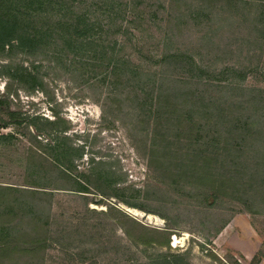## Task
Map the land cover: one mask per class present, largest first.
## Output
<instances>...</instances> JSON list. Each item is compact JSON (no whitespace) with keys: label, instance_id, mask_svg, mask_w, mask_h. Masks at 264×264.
Masks as SVG:
<instances>
[{"label":"trees","instance_id":"trees-1","mask_svg":"<svg viewBox=\"0 0 264 264\" xmlns=\"http://www.w3.org/2000/svg\"><path fill=\"white\" fill-rule=\"evenodd\" d=\"M103 1L104 11L110 15L119 10L113 0ZM255 1L261 8L257 29L264 34V0ZM187 2L179 15L185 18L183 24L190 19L198 23L206 12L212 21L219 12L248 3ZM177 8L180 5L172 4L170 12ZM229 20L225 18L223 24ZM114 26L94 19L91 6L76 0H0V78H6V92L0 93V152L12 151L22 136L28 140L18 160L25 171L23 183L0 182V264H48V251L54 247L74 250L81 264H99L96 252L111 241L98 236L99 225L92 219L58 220L53 212L59 193H95L102 197L96 201L100 204L105 198H117L137 208L121 199L118 192L128 187L121 186L111 168L103 167L105 161L92 159L88 173L76 171L74 161L81 158L83 150L66 134L70 130L66 119L57 112L50 119L13 108L14 86L30 93L45 92L40 74L45 60L58 62L64 57L99 53L106 71L104 81L117 85L126 78L133 85L142 113L139 121L144 123L148 139V167L158 176L153 179L167 191L184 193L208 207L239 202L250 212L264 213V91L248 95L246 89L228 82L237 73L233 67H217L192 51L169 46L153 71L130 67L117 48L118 42L109 40L130 27L123 23ZM174 36H166V45ZM216 36L204 34V47H213ZM19 55L33 60L26 65L17 60ZM10 128L13 131H4ZM163 189L158 190L163 193ZM110 210L122 213L114 206ZM87 211L96 212L89 207ZM132 223L141 231L136 238L122 225L132 245L151 246L157 238L160 246L170 247L166 232L171 229L156 231ZM153 233L158 236L150 237ZM188 257L160 253L151 264H191ZM123 262L135 264L133 260Z\"/></svg>","mask_w":264,"mask_h":264},{"label":"rangeland","instance_id":"rangeland-1","mask_svg":"<svg viewBox=\"0 0 264 264\" xmlns=\"http://www.w3.org/2000/svg\"><path fill=\"white\" fill-rule=\"evenodd\" d=\"M76 1L91 6L94 19L113 22V29L122 23L130 27V31L109 39L118 42L117 48L130 67L153 71L169 46L168 49L192 51L217 67H233L237 73L228 82L246 89L248 95L264 91V34L258 30L261 8L255 0H247L245 7L238 5L237 9L219 12L212 21H208L206 12L198 23L190 19L187 24H183L184 17L179 18L186 0H113L119 4L113 16L104 11L103 0ZM172 4L180 5L173 14ZM225 18L230 22L223 24ZM172 33L175 36L166 45V36ZM204 34L217 35L213 47H204ZM201 47L204 49L200 50ZM17 60L28 65L33 58L19 55ZM102 62L99 53L90 52L79 58L64 57L58 62L42 61L40 74L46 84L45 92L30 93L14 86L17 92L11 96L13 108L50 119L57 112L66 119L70 126L66 134L73 145L83 150L81 158H75L76 171L88 173L92 159L105 161L107 165L103 167L111 168L121 186L128 187L118 192L121 199L137 205L131 207L117 198H105L100 204L96 201L102 197L95 193H81L88 196L59 193L54 198L53 212L58 220L72 222L81 217L98 223V236L111 241L96 252L99 264H128L124 259L151 264V259L160 253L188 254L191 264H264V213L250 212L239 202H220L215 208L208 207L184 193L167 191L165 185L153 179L158 176L148 167L145 150L148 139L144 123L139 121L142 113L133 85L126 78L116 82L117 85L108 79L104 81L106 71ZM4 92L6 78L2 77L0 93ZM21 138L22 142L12 151L0 152L1 183L24 181L25 171L18 160L28 140ZM159 188H164L163 193ZM110 206L122 213L110 210ZM87 207L96 212H88ZM133 220L156 231L171 229L172 232H166L170 247L156 242L157 233L150 236L156 239L151 246L132 245L122 232V225L136 238L141 231ZM80 262V256L70 248L65 251L54 247L48 251V264Z\"/></svg>","mask_w":264,"mask_h":264}]
</instances>
